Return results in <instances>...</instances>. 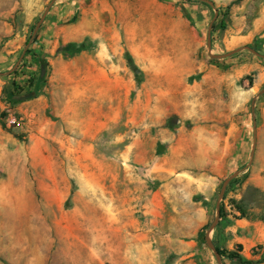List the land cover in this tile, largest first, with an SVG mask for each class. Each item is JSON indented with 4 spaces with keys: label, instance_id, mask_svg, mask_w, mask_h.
<instances>
[{
    "label": "rangeland",
    "instance_id": "rangeland-1",
    "mask_svg": "<svg viewBox=\"0 0 264 264\" xmlns=\"http://www.w3.org/2000/svg\"><path fill=\"white\" fill-rule=\"evenodd\" d=\"M72 1L0 0V74L49 4L44 20ZM79 1L71 21L82 41L35 66L57 104L21 129L6 125L25 100L13 98L9 76L33 63L35 42L0 75V264H217L207 244H194L232 174L240 171L220 202L227 225L208 242L237 251L235 219L264 226V94L251 113L264 79L241 59L225 72L209 59L244 47L264 56V0L228 9L235 0ZM218 11L226 28L208 38ZM186 31L203 46L184 67ZM238 56L264 60L247 50L228 58ZM251 250L247 260H264Z\"/></svg>",
    "mask_w": 264,
    "mask_h": 264
},
{
    "label": "crops",
    "instance_id": "crops-1",
    "mask_svg": "<svg viewBox=\"0 0 264 264\" xmlns=\"http://www.w3.org/2000/svg\"><path fill=\"white\" fill-rule=\"evenodd\" d=\"M80 2L72 1L69 3H61L55 6L52 11L49 12L46 19L44 20L38 36L35 40V44L33 45V52L35 55L33 56L34 59L37 58L36 55H44L45 61L52 64L53 63V56L57 52H61L60 49L67 45V43H78L82 41L83 36L85 35V31L82 30L81 26L78 23H73L71 20L74 17L75 13H78V10L80 9ZM184 36H188L187 38H184V67L188 64L192 65V62H194L193 54L196 52H199V48L203 46V42L198 35V32H184ZM264 37V36H263ZM187 41H192L191 43H187ZM226 49H233L231 47H227ZM29 53V59L30 55L33 53ZM28 59V58H27ZM241 59L245 61V63L242 64V67L249 71V72H255L258 77H261L264 79V60L263 61H255L253 59H250L246 56H238L236 58L230 59H219L214 60L215 62L209 63V65L219 71H227L232 68L231 63H234L236 60ZM54 60H58L55 58ZM26 62V59L24 60ZM22 68L17 69L16 74L11 75L9 77L11 78V83L15 82V84L22 88V90H25V83L30 78V74H34L35 81L34 85L31 88V93L29 95H26L25 97L21 99H25L24 102L20 103L17 106V113L22 114V118L19 119H25L26 123L29 122V119L31 116L36 113L38 110H41V108H44L46 106V103L48 100L51 104L55 105L57 104L58 98L54 96L53 92L49 93V90L47 88L42 89V86H40V78L38 71L35 68V65L30 64H21ZM2 83V82H1ZM3 84V83H2ZM12 89V86L10 90ZM42 92L40 95H38L36 98L29 99V97L33 96V94L37 91ZM42 90V91H41ZM14 98V97H13ZM68 106V105H67ZM7 108H5L6 110ZM15 112V113H16ZM258 185V184H257ZM258 223H251L247 221L245 218L235 219L232 225L230 226V231L235 234V238L239 245L242 247L241 252L239 254L242 257H245L246 259L250 258V251L252 248L255 247L254 251L252 253H255V256L264 257V226L263 229H261V225ZM198 236V235H197ZM196 236V241L198 246V239ZM200 246V244H199ZM194 255V254H192ZM184 260H187L186 257H184ZM184 264H192V261L188 260Z\"/></svg>",
    "mask_w": 264,
    "mask_h": 264
},
{
    "label": "trees",
    "instance_id": "trees-1",
    "mask_svg": "<svg viewBox=\"0 0 264 264\" xmlns=\"http://www.w3.org/2000/svg\"><path fill=\"white\" fill-rule=\"evenodd\" d=\"M241 0H235L233 1L228 7L227 9L233 5V4H236L238 2H240ZM218 14H219V17H217L214 22L212 23V32L213 31H216V30H225L226 28V22H225V18L227 16L226 12H224L223 14H220V12L218 11ZM38 35V34H37ZM37 35L35 36V38L33 39L32 43L35 42L36 40V37ZM29 41V38L25 41V45L28 43ZM74 46L73 45H69L68 46V50H73L74 53H78L82 50H84V46L83 44H81L78 48H73ZM26 54H29L28 53V50L26 51ZM209 61L212 63V62H215L214 59H209ZM33 65H35L36 67H40V66H47L46 63H45V59H41V58H37V59H34L33 61ZM17 70H15L14 72H12L11 75H14L16 74ZM30 78L27 80V82L25 83V90H22L20 89L16 84L15 82L12 83V89H11V95L13 97H18V96H22V97H25L26 95H29L31 93V88L33 87L34 85V81H35V76L34 74H30L29 76ZM43 85V81L40 83V86ZM233 182V180L231 181ZM230 182V183H231ZM229 183V184H230ZM220 214H219V220H218V223L216 224L215 226V229L219 228V227H223L227 224L226 219H225V215H224V209H223V206L222 204L220 205ZM224 223V224H223ZM209 226L210 224H207L205 225L201 230L200 232L198 233V236H197V239H198V243L200 244V246H203V245H206L205 243V235H206V232L207 230L209 229ZM198 244V245H199ZM212 244L216 250V252L218 253V255L220 256L221 258V261L223 260H229L231 262H234L235 264H260L262 262H264L263 259H260V260H257V261H251V260H247L245 258H243L239 252L241 251L242 247L240 245L237 246V251H227L223 248H221L218 243L216 242V240H213L212 241Z\"/></svg>",
    "mask_w": 264,
    "mask_h": 264
},
{
    "label": "water",
    "instance_id": "water-1",
    "mask_svg": "<svg viewBox=\"0 0 264 264\" xmlns=\"http://www.w3.org/2000/svg\"><path fill=\"white\" fill-rule=\"evenodd\" d=\"M195 1L203 2V3L208 4L209 6H212V4H211L209 1H207V0H195ZM52 3H53V2H51V3L49 4V6H48V7L46 8V10L43 12L42 16L40 17V19L38 20L37 24L35 25V27H34V29H33V32H32V35H31V37H30L28 43L26 44V46H25V48H24V51L22 52V55L20 56L18 62H17L16 65L14 66L13 70H14V69L16 68V66L19 64V62H20V60L22 59V56H23L25 50L28 48L29 44L32 42L33 38L35 37V35H36V33H37V31H38L40 25L42 24V22H43V20H44V18H45V16H46V14H47V12H48L50 6L52 5ZM216 15H217V14H216V12H215L212 22L216 19ZM212 22H211L210 25H209L208 38H209V34H210V31H211V28H212ZM241 50H247V51L253 53L255 56L264 59V56H263V55H260V54L256 53L255 51L251 50V49L248 48V47L239 48V49H237V50L231 51V52L226 53V54H221V55H211V54H210V58H213V59H225V58H228V57L232 56L233 54H235V53H237V52H239V51H241ZM13 70H12V71H13ZM12 71H10V72H8V73H5V74H0V75H7V74L11 73ZM262 94H264V89L261 90V91H260V92H259L254 98H253V100H252V102H251V113H252V114L254 113V103H255V100H256L260 95H262ZM253 128L255 129V120H254V119H253ZM254 143H255V136H254V138H253V147H252V153H251V160H252V156H253V152H254ZM251 160H250V161H251ZM247 166H248V165H247ZM247 166H246L245 168H247ZM245 168H244V169H245ZM239 173H240V171H238V172L232 174L229 178H227V179L222 183V185H221V189H220V193H219V196H218V199H217V202H216V206H215V218H214L212 224L210 225L209 230H208V232H207V234H206V236H205L206 244H207L208 248L211 250V252L213 253V255H214L215 259H216L217 264H222V262H221V258H220V256L218 255V253L216 252V250H215L213 244H211V243L208 242V233H209V232H210V231L216 226V224H217V222H218L219 214H220V212H219V211H220V202H221V200H222V197H223V194H224V192H225V190H226L227 185L229 184V182H230L231 180H233L234 178H236V177L239 175Z\"/></svg>",
    "mask_w": 264,
    "mask_h": 264
},
{
    "label": "built area",
    "instance_id": "built-area-1",
    "mask_svg": "<svg viewBox=\"0 0 264 264\" xmlns=\"http://www.w3.org/2000/svg\"><path fill=\"white\" fill-rule=\"evenodd\" d=\"M21 122H22L21 119H16L12 116H8L6 119V125L12 129H21L22 127Z\"/></svg>",
    "mask_w": 264,
    "mask_h": 264
}]
</instances>
